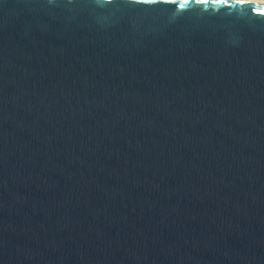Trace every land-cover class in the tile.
Segmentation results:
<instances>
[{
	"label": "water",
	"instance_id": "95a60500",
	"mask_svg": "<svg viewBox=\"0 0 264 264\" xmlns=\"http://www.w3.org/2000/svg\"><path fill=\"white\" fill-rule=\"evenodd\" d=\"M262 13L0 0V264H264Z\"/></svg>",
	"mask_w": 264,
	"mask_h": 264
},
{
	"label": "snow or ice",
	"instance_id": "6c2138e0",
	"mask_svg": "<svg viewBox=\"0 0 264 264\" xmlns=\"http://www.w3.org/2000/svg\"><path fill=\"white\" fill-rule=\"evenodd\" d=\"M144 2H152V3H155L157 2V0H144ZM164 2H167V0H164ZM188 0H184V3H187ZM198 3H206L207 0H197ZM216 3H223L224 0H215ZM181 7H183V5H180ZM264 14V13H262Z\"/></svg>",
	"mask_w": 264,
	"mask_h": 264
},
{
	"label": "bare ground",
	"instance_id": "6f19581e",
	"mask_svg": "<svg viewBox=\"0 0 264 264\" xmlns=\"http://www.w3.org/2000/svg\"><path fill=\"white\" fill-rule=\"evenodd\" d=\"M253 1H264V0H253Z\"/></svg>",
	"mask_w": 264,
	"mask_h": 264
}]
</instances>
